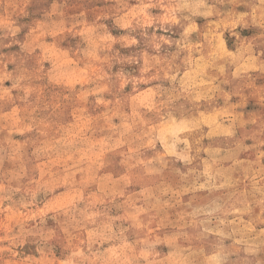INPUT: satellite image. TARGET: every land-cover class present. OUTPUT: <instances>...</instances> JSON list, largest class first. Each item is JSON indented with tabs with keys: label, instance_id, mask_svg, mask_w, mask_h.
I'll return each instance as SVG.
<instances>
[{
	"label": "rangeland",
	"instance_id": "1",
	"mask_svg": "<svg viewBox=\"0 0 264 264\" xmlns=\"http://www.w3.org/2000/svg\"><path fill=\"white\" fill-rule=\"evenodd\" d=\"M0 264H264V0H0Z\"/></svg>",
	"mask_w": 264,
	"mask_h": 264
}]
</instances>
